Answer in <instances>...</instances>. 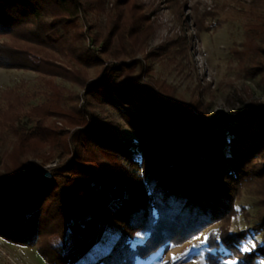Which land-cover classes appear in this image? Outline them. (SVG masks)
<instances>
[{
  "label": "trees",
  "instance_id": "trees-1",
  "mask_svg": "<svg viewBox=\"0 0 264 264\" xmlns=\"http://www.w3.org/2000/svg\"><path fill=\"white\" fill-rule=\"evenodd\" d=\"M91 11L106 13L103 27L90 25L100 55L85 48L80 28ZM248 14L242 47L231 52L241 71L264 81V0ZM197 25L208 29L205 18ZM151 29L139 0L108 9L106 0H0V66L35 72L46 94L35 105L19 86L0 94V132L12 136L0 154V237L38 245L50 264H135L211 228L207 264H264V101L211 118L202 99L156 87L144 53ZM110 59L117 63L105 66ZM106 106L135 139L101 117ZM56 157L63 162L44 176L42 164ZM247 191L258 198L253 232L263 243L243 252L252 230L231 223ZM137 232L147 236L132 248Z\"/></svg>",
  "mask_w": 264,
  "mask_h": 264
},
{
  "label": "rangeland",
  "instance_id": "rangeland-1",
  "mask_svg": "<svg viewBox=\"0 0 264 264\" xmlns=\"http://www.w3.org/2000/svg\"><path fill=\"white\" fill-rule=\"evenodd\" d=\"M252 1L139 0L147 9L152 22L144 53L149 56L147 65L152 69L153 84L155 83L158 88L163 84L171 87L174 97L179 100L202 99L209 104L207 117L211 118L217 115H234L243 110L252 99L264 101V81L261 75L247 76L240 70L238 61L231 52L234 46L242 47L245 26L252 21L248 14ZM111 6L112 0H106V8ZM214 11H218L215 16H206ZM203 18L208 25L206 30H200L197 25ZM79 22L83 31L85 48L100 55L102 45L94 43L92 37V33L97 28L90 30V25L103 27L106 23V13L97 14L91 11L88 13V18L81 15ZM3 40L5 38H0V42ZM173 42L177 44L167 47ZM143 56L138 54L137 58ZM115 63L117 61L113 59L104 60L105 66ZM90 71L92 76H96L94 68ZM58 82L70 88L74 96H80L84 92L82 88L73 87L60 79ZM14 86H19L22 92H28L31 95L30 105L46 99L45 87L38 80L35 72L0 66V94L5 88ZM2 104L3 101L0 99V106ZM82 104L83 101L79 105ZM101 117L114 122L113 127L119 131L121 137L134 138L116 109L106 106ZM58 125L60 128L64 126L60 121ZM28 126H32V123ZM11 140L12 136L0 132V154L10 150ZM136 153L139 155L140 150L137 149ZM39 162L42 161L39 160ZM62 162L61 157H56L42 164L43 171L44 168L49 169L52 176V170L57 169ZM236 207L238 214L232 219L231 231L251 229L252 235L244 245L250 242L255 245L262 244V233L253 232L260 212L257 196L249 191L245 192L236 202ZM109 229L118 232L120 227L110 223ZM210 230L211 228L205 229L200 235L184 244L165 245L147 259L138 258L135 264H165V262L167 264H207L205 260L207 241L204 237H208ZM146 236L143 234L142 241L139 243H142ZM137 239L135 237L133 240ZM173 256H178L180 259L173 261ZM230 261L238 264V260L228 262ZM0 264L50 263L41 254L38 245H19L0 237Z\"/></svg>",
  "mask_w": 264,
  "mask_h": 264
},
{
  "label": "snow or ice",
  "instance_id": "snow-or-ice-1",
  "mask_svg": "<svg viewBox=\"0 0 264 264\" xmlns=\"http://www.w3.org/2000/svg\"><path fill=\"white\" fill-rule=\"evenodd\" d=\"M232 231H235V229H233ZM136 237L138 238L137 240H130V241H129V243H130V245H131L132 248H135L136 245H137V243H139V242L142 241L143 233L137 232V233H136ZM217 238H218V237H217ZM115 239H116V237H112V238H110V241H109L108 246L104 247V248L102 249V251L107 252V251L110 249V245H111V243L114 242ZM204 240L207 241V240H208V237L205 236V237H204ZM255 247H256L255 243H251V242H250V243H248V244L243 245V246L241 247L240 250L243 251V252H248V251L254 249ZM172 259H173V261H177V260L180 259V257H178V256H173ZM165 264H167V262H165ZM229 264H235V262L230 261Z\"/></svg>",
  "mask_w": 264,
  "mask_h": 264
},
{
  "label": "built area",
  "instance_id": "built-area-1",
  "mask_svg": "<svg viewBox=\"0 0 264 264\" xmlns=\"http://www.w3.org/2000/svg\"><path fill=\"white\" fill-rule=\"evenodd\" d=\"M43 173H44V175H45L46 177H51V172H50L49 169H45V168H44Z\"/></svg>",
  "mask_w": 264,
  "mask_h": 264
}]
</instances>
